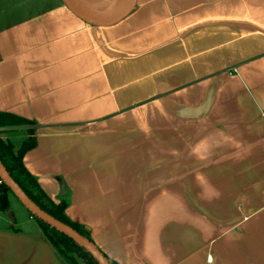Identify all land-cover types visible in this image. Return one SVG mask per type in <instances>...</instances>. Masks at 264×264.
<instances>
[{"label": "crops", "instance_id": "1", "mask_svg": "<svg viewBox=\"0 0 264 264\" xmlns=\"http://www.w3.org/2000/svg\"><path fill=\"white\" fill-rule=\"evenodd\" d=\"M0 112L31 121L0 130L35 129L26 167L118 264H264V0H136L106 28L0 0ZM9 200L0 264H74Z\"/></svg>", "mask_w": 264, "mask_h": 264}, {"label": "trees", "instance_id": "2", "mask_svg": "<svg viewBox=\"0 0 264 264\" xmlns=\"http://www.w3.org/2000/svg\"><path fill=\"white\" fill-rule=\"evenodd\" d=\"M29 124H31V121L22 119L16 115L0 112V129L22 127ZM6 132L0 130V160L7 169L10 176L24 190L29 198L43 211L47 212L64 224L77 230L90 240L88 236L89 234L83 228H80L78 225L72 222L67 216L66 211L69 206V201L65 198L60 200V202L58 203L55 202L43 190L37 177H35L28 170L24 163V157L26 153L35 148V146L37 145L35 129L31 128L27 131L28 136H26L22 143H20L19 148L17 146L18 144H13L11 140L6 139L3 136V133ZM9 194H12L19 201V199L11 192L10 188L7 185H5L4 183H0V211L3 213H8L10 210ZM30 215L49 235V237L53 240L59 250L64 255L69 257V259L74 264H79L78 259L83 260L85 264H98L93 256L71 237L51 227L46 222L35 217L32 213H30ZM108 259L111 264H118L114 260L110 258Z\"/></svg>", "mask_w": 264, "mask_h": 264}, {"label": "water", "instance_id": "3", "mask_svg": "<svg viewBox=\"0 0 264 264\" xmlns=\"http://www.w3.org/2000/svg\"><path fill=\"white\" fill-rule=\"evenodd\" d=\"M66 6L80 19L85 21L87 24L91 26L106 28L113 26L120 21L127 18L135 9L136 0H126L122 9L109 16L97 17L87 13L83 10L77 3L76 0H63ZM0 179L1 181L7 185L11 192L19 199L22 205L35 217L41 219L42 221L49 224L51 227L57 229L58 231L66 234L71 237L74 241H76L79 245H81L86 251H88L93 258L97 261L98 264H111L109 259L104 255V253L98 249L89 239H87L84 235H82L77 230L72 227L64 224L63 222L57 220L47 212L43 211L39 206H37L29 196L24 192V190L14 181V179L10 176L7 169L3 165L0 160ZM65 183L62 182V194H65ZM9 217H12L11 212L9 213ZM13 219V218H12ZM86 231H90L89 227H85Z\"/></svg>", "mask_w": 264, "mask_h": 264}, {"label": "bare ground", "instance_id": "4", "mask_svg": "<svg viewBox=\"0 0 264 264\" xmlns=\"http://www.w3.org/2000/svg\"><path fill=\"white\" fill-rule=\"evenodd\" d=\"M77 1V3H78V5L83 9V10H85L87 13H89V14H91V15H93V16H97V17H102V16H107V15H112V14H115V13H117V12H119L121 9H122V7L124 6V4H125V2H126V0H125V2H124V4L121 6V7H119L122 3H123V0H102L101 2H99L97 5H95L93 8L95 9V10H98V11H103V12H109V11H114V10H116L118 7H119V9H117L116 11H114V12H111V13H100V12H96V11H93V10H91V9H89V8H87V7H85L83 4H81L78 0H76ZM87 4V3H86ZM88 4H89V2H88ZM90 5V4H89ZM88 5V6H89ZM92 5H94V4H92Z\"/></svg>", "mask_w": 264, "mask_h": 264}, {"label": "rangeland", "instance_id": "5", "mask_svg": "<svg viewBox=\"0 0 264 264\" xmlns=\"http://www.w3.org/2000/svg\"><path fill=\"white\" fill-rule=\"evenodd\" d=\"M150 111V110H149ZM156 111V110H155ZM150 120V119H149ZM149 120H147V121H149ZM131 135H129V140H128V142L129 143H134V136L133 137H130ZM63 182V181H62ZM16 201H18V200H16ZM19 202V201H18ZM20 203V202H19ZM21 204V203H20ZM21 206L22 207H24L22 204H21ZM25 208V207H24ZM26 209V208H25ZM86 229V228H85ZM78 263L79 264H85L84 263V261L83 260H81V259H78Z\"/></svg>", "mask_w": 264, "mask_h": 264}, {"label": "built area", "instance_id": "6", "mask_svg": "<svg viewBox=\"0 0 264 264\" xmlns=\"http://www.w3.org/2000/svg\"><path fill=\"white\" fill-rule=\"evenodd\" d=\"M0 183H3L2 181H0Z\"/></svg>", "mask_w": 264, "mask_h": 264}]
</instances>
